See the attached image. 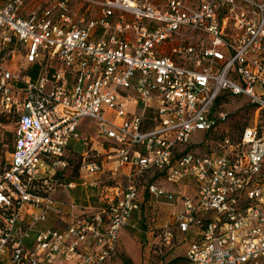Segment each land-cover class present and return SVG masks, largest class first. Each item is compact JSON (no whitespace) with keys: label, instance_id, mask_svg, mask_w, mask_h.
<instances>
[{"label":"built area","instance_id":"built-area-1","mask_svg":"<svg viewBox=\"0 0 264 264\" xmlns=\"http://www.w3.org/2000/svg\"><path fill=\"white\" fill-rule=\"evenodd\" d=\"M27 8L0 0V115L13 118L0 164V264H106L135 212L153 220L158 198L172 200L153 178L192 186L194 198L153 229L168 248L183 237L186 264H264V0ZM224 93L248 99L252 124L201 154L226 120L215 108ZM83 120L93 125L86 139ZM80 141L78 182L59 186L90 188L94 207L46 187ZM50 215L64 217L61 227L36 229Z\"/></svg>","mask_w":264,"mask_h":264},{"label":"rangeland","instance_id":"rangeland-1","mask_svg":"<svg viewBox=\"0 0 264 264\" xmlns=\"http://www.w3.org/2000/svg\"><path fill=\"white\" fill-rule=\"evenodd\" d=\"M28 7H32L34 3L41 0H25ZM186 30H184L185 32ZM187 37V39H189ZM176 45L179 42L176 41ZM22 60L19 56H15L11 60V71L14 72L18 68L19 63ZM216 111H220L226 114V120L224 123L219 125L215 130H213L209 135H206V144L202 147L196 149L197 152L204 154L205 152L211 150L215 146V142L221 137L227 136L232 140L238 137L239 133L243 128L252 124L253 120V109L248 101L244 97H232L230 95H225V98L221 99L215 106ZM108 120L112 119L109 115L106 117ZM92 123L88 120H83L80 124L82 133V138L86 139V132L93 135ZM13 131V118L11 115H0V164L3 166L5 162L9 160L10 147H11V134ZM200 135L193 138L192 140H198ZM100 140L96 141L95 146L99 148ZM82 141L75 144L70 158L67 160L68 167L65 168L63 176L58 178L57 181L48 182L46 187L54 189V198L60 202H68L67 195L72 198L76 205L81 206H96L95 199H90L85 202L84 194L93 195L94 192L90 188L81 189L76 188L72 191H65L63 185L68 182H78L79 178V167L81 164L80 153L84 150ZM100 181L107 183L106 178L101 177ZM159 185L163 191L171 194L173 196L172 200L167 197H160L157 200V206L159 208V214L152 220L149 218V230H153L154 227H158L162 224L169 223L171 221V213L180 209L183 198L189 197L194 198V193L192 191L191 185H185L180 183L179 185H171L164 181V179L158 180ZM68 192V193H67ZM153 201V200H152ZM176 201V204H175ZM151 202V201H149ZM148 202V203H149ZM52 215L48 216L47 221L41 222L36 226V229L43 231L49 229L52 223L49 219ZM141 231V232H140ZM122 232V231H121ZM152 232V231H151ZM143 234L142 230L138 227L136 230L130 231L127 226L123 228L121 235L119 234L118 246L116 254L112 259L106 264H123V261L129 259L131 264H186L184 253H185V243L179 241L181 237L175 236L171 240V248L165 247L162 244V236L160 231L153 230V233ZM146 236V239L142 235ZM179 259V260H178Z\"/></svg>","mask_w":264,"mask_h":264},{"label":"trees","instance_id":"trees-1","mask_svg":"<svg viewBox=\"0 0 264 264\" xmlns=\"http://www.w3.org/2000/svg\"><path fill=\"white\" fill-rule=\"evenodd\" d=\"M225 95H229V94H221L220 96H219V98L217 99V101H216V104H215V106L217 105V103L221 100V99H223V98H225ZM232 97H237V96H232ZM252 107V109H253V113H254V107L253 106H251ZM244 129V128H243ZM242 129V130H243ZM242 132V131H241ZM240 132V133H241ZM240 133H239V135H240ZM238 135V136H239ZM12 143H13V131H12V134H11V147H10V153H11V151H12V147H13V145H12ZM206 144V139L204 138L203 140H201V142L197 145V148H199V147H202V146H204ZM0 145H1V143H0ZM214 149V147L211 149V150H209V151H207L208 153H211L212 152V150ZM73 153V146L72 145H70L69 147H68V149H67V158H66V160H68L69 158H70V156H71V154ZM5 164V163H4ZM3 164V165H4ZM68 167V162H67V166H66V168ZM65 171V169H63V170H57V177L58 178H60V177H62L63 175V172ZM152 181H154V182H157L158 181V178H153L152 179ZM68 183H70V182H68ZM59 221H61V219H60V217H59V219H58ZM149 220L147 219V217L143 214V210H140V211H137V212H135L134 214H133V216H132V218L130 219V221H129V226H127V228L130 230V231H133V230H136L138 227L142 230V233L143 234H147L148 232L150 233V230H149V222H148ZM130 226H134V229L133 228H131ZM50 228H57L56 226H51ZM141 232V231H140ZM142 235V234H141ZM143 236V235H142ZM144 237V239H146V236L144 235L143 236ZM181 240V239H180ZM179 240V241H180ZM179 260V259H178ZM123 264H131V261L129 260V259H127V260H125V261H123Z\"/></svg>","mask_w":264,"mask_h":264},{"label":"crops","instance_id":"crops-1","mask_svg":"<svg viewBox=\"0 0 264 264\" xmlns=\"http://www.w3.org/2000/svg\"><path fill=\"white\" fill-rule=\"evenodd\" d=\"M37 3V2H36ZM35 4V3H34ZM33 6V5H32ZM32 7H28L27 9L28 10H30ZM55 195V194H54ZM68 196V195H67ZM56 199V198H55ZM69 201H73V199L71 198V199H69ZM85 201V200H84ZM86 202V201H85ZM63 212H64V214H68L69 213V209L68 208H63ZM59 219V217H55V216H53L52 215V217L49 219V222H51L52 223V226H56V227H61V225H62V222L64 221V217L62 218V217H60V219H61V221H59L58 220ZM67 219V218H66ZM122 232H123V230H122ZM121 232V233H122ZM121 233H120V235H121ZM120 237V236H119ZM178 237H181V239H183V237L182 236H178ZM185 247H186V245H185Z\"/></svg>","mask_w":264,"mask_h":264}]
</instances>
